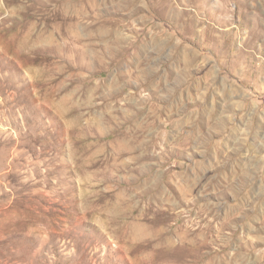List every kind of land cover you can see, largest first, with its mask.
<instances>
[{"label":"rangeland","instance_id":"obj_1","mask_svg":"<svg viewBox=\"0 0 264 264\" xmlns=\"http://www.w3.org/2000/svg\"><path fill=\"white\" fill-rule=\"evenodd\" d=\"M0 264H264V0H0Z\"/></svg>","mask_w":264,"mask_h":264},{"label":"bare ground","instance_id":"obj_2","mask_svg":"<svg viewBox=\"0 0 264 264\" xmlns=\"http://www.w3.org/2000/svg\"><path fill=\"white\" fill-rule=\"evenodd\" d=\"M111 22L113 24L112 28H108L107 30L103 31L102 34L109 36L112 39L108 38L106 41V44L103 45L101 50L83 49L78 53L79 58L88 59V63L86 64V66L89 68H97V67L101 68L105 65H107L109 67L113 64H116L119 66L118 75L116 76V79L110 84V88L114 87L115 89L111 90L112 88L111 89L109 88V90L103 94V98L105 101L108 99H115L118 97V95H120V93H121L120 90H123V89L116 87V85H117L116 83L120 78L127 76V75L132 76L131 74H127L126 73L127 71H125L123 68L124 64L126 62V59H127L126 58L127 52L130 49V47H133V46L136 47L135 49L137 51L135 53L140 54V55H143L145 53V49H146L145 44H142L141 46H139V44L137 42H136V44H130L129 46H125L123 44V38L121 37V35L118 34L119 32L118 33L116 32V34H115V30H114V28H115L114 26H116V25L120 26V23H119L120 20L116 19V20L111 21ZM72 26H74V25H72ZM80 38H81V36H77L75 41L76 42L80 41ZM66 44L68 45V44H70V42H66ZM75 46H77V45L74 44V47ZM147 55L144 56V58H147ZM105 59H107V60H105ZM139 72H140L139 76H141L143 74V77H144V79H141V77H139V76H138V78H136L135 82L138 84L139 88L142 86L149 85V86L155 87V89L157 90L160 87L159 83L162 84L163 79L157 83V80L153 77L152 73L157 74L154 69L147 68V69L139 71ZM84 80L86 81L88 79L84 78ZM84 86L87 88L86 92H91V91H98L99 89L103 88L105 85H104L103 80H100L98 82H95L93 86H91V84H88V83L87 84L84 83ZM92 93H94V92H92ZM165 98H169V97H165ZM140 103L143 105V107L140 109L141 111L146 110L149 105H151L149 108H152L153 110H158V111L160 110V106H158L157 104L152 102L149 95L141 98ZM108 109H109V104L107 106V110L105 111L104 116L98 115V116L89 117L87 119L88 120L87 123L84 124V126L86 125L88 127L96 128L99 130H105L106 128H108L110 126L109 124L114 123V120L116 118V116H114L112 114V112H111L112 110H110V109L108 110ZM140 110L137 113H140ZM133 117H134V114H131L129 111H126V117L125 118L127 121H132ZM75 119L81 126V123H80L81 117L79 114H76ZM139 126L145 127L143 125H139ZM121 133L123 134L124 132L121 131Z\"/></svg>","mask_w":264,"mask_h":264}]
</instances>
